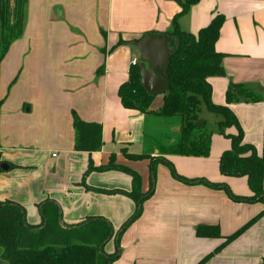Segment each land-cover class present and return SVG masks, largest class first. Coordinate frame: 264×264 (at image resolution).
Listing matches in <instances>:
<instances>
[{"label": "crops", "instance_id": "0c3cea01", "mask_svg": "<svg viewBox=\"0 0 264 264\" xmlns=\"http://www.w3.org/2000/svg\"><path fill=\"white\" fill-rule=\"evenodd\" d=\"M185 1L28 0L22 36L0 67V152L9 166L0 172V204L22 207L36 231L57 211L63 228L107 222L113 237L104 252L119 251L113 264H264V202H236L226 190L201 182L226 185L237 197L253 195L246 177L220 171L231 140L215 133L207 157L162 155L159 148L173 144L179 122L125 109L119 96L137 60L140 68L145 65L147 89L155 92L152 110L161 109L167 91L157 92L161 85L147 74L141 46L154 35L168 37V49L174 46L168 35ZM216 16L225 19L215 48L225 56L226 76L208 80L212 101L233 112L244 143L261 155L264 101L227 104L226 94L234 85L264 90V0H199L179 25L197 35ZM147 45L158 74L165 53L154 59L157 46ZM75 118L101 126L99 151L75 149ZM199 118L212 128L225 121L205 106ZM226 133L235 136L238 130ZM144 154L150 158H128ZM112 158L139 176L138 193L145 197L139 203L129 195L135 188L130 174L100 170ZM173 170L198 182L187 184ZM138 204L141 216L118 236ZM212 232L218 236L210 237Z\"/></svg>", "mask_w": 264, "mask_h": 264}, {"label": "trees", "instance_id": "16d2710c", "mask_svg": "<svg viewBox=\"0 0 264 264\" xmlns=\"http://www.w3.org/2000/svg\"><path fill=\"white\" fill-rule=\"evenodd\" d=\"M199 0H186L181 3L182 10L173 19L169 37L174 41L171 58L168 64L169 90L163 97V105L157 112L152 110L155 96L150 95L141 83V68L136 65L131 68L130 79L119 91L122 105L125 109L135 110L144 115L179 122L180 132L173 145L160 147L162 155H179L207 157L210 153L211 139L215 133L231 140V149L224 152L220 161V171L227 177H246L253 193L251 197H237L226 185L206 183L212 188H222L236 202H264V146L261 155L252 145L244 143V133L237 117L227 106H217L212 101V86L209 79L225 77L223 67L224 55L216 51V43L220 38L223 16H216L210 25L197 35L184 32L179 25L181 17L186 15L192 5ZM28 0H0V67L10 46L23 33L25 25V10ZM178 41V46L176 45ZM227 104L246 101L258 103L264 101L263 95L245 85H234L226 94ZM3 100L0 98V112ZM212 114L224 116V122L218 127L208 126L199 118L201 107ZM237 128L238 134L228 135L227 129ZM76 133L75 149L80 152H96L102 148V130L98 124H88L75 118ZM152 142V139L150 138ZM154 141V139H153ZM132 161L149 159V155H129ZM0 152V172H1ZM123 169L110 165L100 170ZM125 170L134 179V192L129 194L139 203L144 199L139 194L140 178L132 170ZM177 179L192 184L198 180H187L176 174ZM155 173L152 170V179ZM137 195V196H135ZM151 192L146 196L149 197ZM142 214L138 208L118 232V236L134 223ZM41 231L26 223L25 211L22 207L10 203L0 204V248L2 259L7 264H113L119 258V251L107 255L104 248L113 237V229L103 220H90L77 227L63 228L60 226L59 211L50 218ZM57 229L59 236L52 234ZM202 236L206 232L199 230ZM241 232L228 239L234 240ZM52 234V238L50 236ZM212 232L209 236L215 237ZM206 236V235H205ZM208 236V235H207ZM203 263V262H202ZM201 263V264H202Z\"/></svg>", "mask_w": 264, "mask_h": 264}, {"label": "water", "instance_id": "95a60500", "mask_svg": "<svg viewBox=\"0 0 264 264\" xmlns=\"http://www.w3.org/2000/svg\"><path fill=\"white\" fill-rule=\"evenodd\" d=\"M145 44H142V51H143V57H142V61L148 62L149 63V72L147 74H151L156 80H158V82L161 85V88L157 91V92H165L169 90V83H168V64L171 58V53H172V49H168L167 48V42H168V37H163V36H158V35H154V36H148L145 40ZM148 43H153V45L157 46V50L154 51L152 53V56L154 59H159L162 55V52L165 53L164 55V61L161 65V69H159L157 72L158 74H154V69H153V61L150 57V54L148 52ZM176 45L178 46V41L176 40ZM162 51V52H161ZM146 74L145 71V65L142 64L141 65V77H144ZM141 83L143 85V87L146 89V91L150 94V95H154V93H151L148 89V87L145 85L144 83V79L141 78ZM148 88V89H147ZM156 92V93H157ZM1 169L4 171H7L9 169V166L7 164H2Z\"/></svg>", "mask_w": 264, "mask_h": 264}, {"label": "rangeland", "instance_id": "374dc122", "mask_svg": "<svg viewBox=\"0 0 264 264\" xmlns=\"http://www.w3.org/2000/svg\"><path fill=\"white\" fill-rule=\"evenodd\" d=\"M260 93H263V92H260ZM168 125H171L170 123H168ZM176 141V139L174 140V142ZM174 142H173V144H174ZM171 143V142H170ZM169 143V145H173V144H170ZM52 234H54V235H57V236H59V233H58V231H57V229H52ZM52 234H50V236L52 235ZM53 236V235H52ZM52 236H51V238H52ZM2 253V250H1V248H0V254ZM2 256H0V264H7L2 258H1Z\"/></svg>", "mask_w": 264, "mask_h": 264}, {"label": "built area", "instance_id": "2783aa9c", "mask_svg": "<svg viewBox=\"0 0 264 264\" xmlns=\"http://www.w3.org/2000/svg\"><path fill=\"white\" fill-rule=\"evenodd\" d=\"M132 65H133V66H136V65H137V60H134V61L132 62Z\"/></svg>", "mask_w": 264, "mask_h": 264}]
</instances>
